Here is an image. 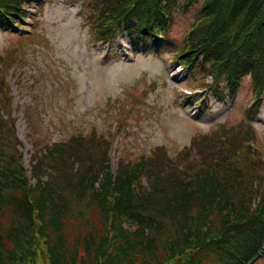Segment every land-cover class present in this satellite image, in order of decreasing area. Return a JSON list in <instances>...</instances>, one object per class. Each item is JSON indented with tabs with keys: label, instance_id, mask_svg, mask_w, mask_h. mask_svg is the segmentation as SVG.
<instances>
[{
	"label": "trees",
	"instance_id": "16d2710c",
	"mask_svg": "<svg viewBox=\"0 0 264 264\" xmlns=\"http://www.w3.org/2000/svg\"><path fill=\"white\" fill-rule=\"evenodd\" d=\"M32 1L0 0V25L12 27L9 16ZM195 4L177 43L169 35L174 12ZM82 9L96 42L124 33L145 51L172 52L184 68L201 59L195 71L234 88L249 75L258 101L248 112L259 109L264 0H85ZM7 72L0 67V264H241L257 253L264 192L255 174L264 163L251 162L243 146L250 131H225L199 156L185 148L171 157L159 146L141 163L121 159L117 172L109 139L77 135L36 150L29 173L6 116L13 104Z\"/></svg>",
	"mask_w": 264,
	"mask_h": 264
},
{
	"label": "rangeland",
	"instance_id": "374dc122",
	"mask_svg": "<svg viewBox=\"0 0 264 264\" xmlns=\"http://www.w3.org/2000/svg\"><path fill=\"white\" fill-rule=\"evenodd\" d=\"M84 1L39 0L38 7L29 6L24 18L16 19L20 27L0 25V57L7 61L1 60L0 67L8 69L13 98L6 116L18 131L25 164L51 143L96 132L113 143L107 155L117 172L121 159L131 165L147 160L159 146L171 157L185 148L199 156L209 151L211 138L225 131L235 137L244 130L252 133L242 142L254 155L251 162L264 163V97L256 114L248 112L258 101L249 75L234 88L195 71L201 59L190 71L182 70L184 59L174 64L172 52L145 51L124 33L111 43L96 42ZM198 5L175 10L172 40L180 42ZM202 99L205 113L198 104ZM239 147L233 149L235 156ZM255 176L262 194V167ZM255 264H264V258Z\"/></svg>",
	"mask_w": 264,
	"mask_h": 264
}]
</instances>
